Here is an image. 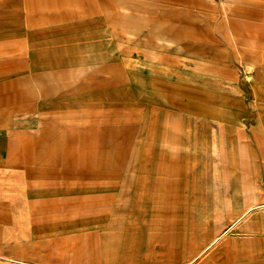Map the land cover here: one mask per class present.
<instances>
[{
	"label": "rangeland",
	"instance_id": "obj_1",
	"mask_svg": "<svg viewBox=\"0 0 264 264\" xmlns=\"http://www.w3.org/2000/svg\"><path fill=\"white\" fill-rule=\"evenodd\" d=\"M0 264H264V0H0Z\"/></svg>",
	"mask_w": 264,
	"mask_h": 264
},
{
	"label": "crops",
	"instance_id": "obj_2",
	"mask_svg": "<svg viewBox=\"0 0 264 264\" xmlns=\"http://www.w3.org/2000/svg\"><path fill=\"white\" fill-rule=\"evenodd\" d=\"M125 7H127V6H125ZM219 238H220V236H215L213 240L209 241V243L206 244V245H207V248H206V249L210 248L213 244H215V242H216Z\"/></svg>",
	"mask_w": 264,
	"mask_h": 264
}]
</instances>
